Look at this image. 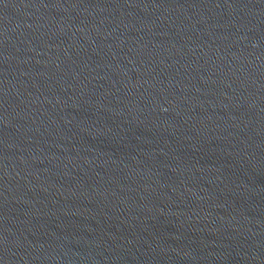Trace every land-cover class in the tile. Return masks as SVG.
Returning a JSON list of instances; mask_svg holds the SVG:
<instances>
[{"label":"water","instance_id":"water-1","mask_svg":"<svg viewBox=\"0 0 264 264\" xmlns=\"http://www.w3.org/2000/svg\"><path fill=\"white\" fill-rule=\"evenodd\" d=\"M0 264H264V0H0Z\"/></svg>","mask_w":264,"mask_h":264}]
</instances>
